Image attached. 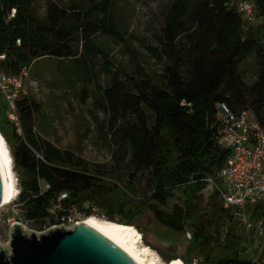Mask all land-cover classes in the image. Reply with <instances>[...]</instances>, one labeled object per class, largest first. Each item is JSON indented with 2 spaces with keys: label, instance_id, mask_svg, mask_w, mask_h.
Instances as JSON below:
<instances>
[{
  "label": "trees",
  "instance_id": "trees-1",
  "mask_svg": "<svg viewBox=\"0 0 264 264\" xmlns=\"http://www.w3.org/2000/svg\"><path fill=\"white\" fill-rule=\"evenodd\" d=\"M37 1L0 0V54H7L0 68L17 73L37 60L53 58L63 66L71 63L78 68L83 63L79 68L93 79L92 58L103 52L97 37L105 34L118 40L124 36L116 19V1L101 0L88 10L74 7L70 12L59 0H46L45 16L35 10ZM234 1L174 0L163 28L162 46L150 47L166 61L164 81L158 83L140 72L132 81L116 76L103 88L102 99L96 101L107 115L108 135L119 140L114 152L118 166L90 165L77 151L46 138L38 119L43 104L30 92L17 100L24 130L20 134L0 92V130L10 143L20 175L17 205L22 220L42 230L62 223V217L73 208L87 217L93 215L87 207L92 202L109 220L132 224L142 212L138 208L143 202L147 206L150 200L167 204L183 189L194 194L185 201L194 242L210 247L199 264H264V243L258 250L259 261L248 255L249 248L242 245L239 234L230 230L231 208L212 196L213 214H203L198 200L207 189L205 178L218 175L231 152L218 140L224 125L221 104L227 103L237 113L252 109L264 123V0H253L255 22L247 20ZM14 8L17 12L11 17ZM255 52L262 64L258 79L250 85L243 64ZM105 65L108 71L112 67L109 60ZM119 170L129 171L131 176L127 188H122V199L113 198L120 184H113L110 178ZM139 176H147L149 186L140 206L136 204ZM65 192L68 196L62 198ZM259 208L254 209V219L259 218L264 228V206L262 217ZM118 213L124 218H118ZM222 239L224 246L213 248Z\"/></svg>",
  "mask_w": 264,
  "mask_h": 264
},
{
  "label": "rangeland",
  "instance_id": "rangeland-1",
  "mask_svg": "<svg viewBox=\"0 0 264 264\" xmlns=\"http://www.w3.org/2000/svg\"><path fill=\"white\" fill-rule=\"evenodd\" d=\"M59 1L71 12L74 11V7H80L78 8L80 10H88L101 0ZM115 1L116 19L121 25L124 36L118 40L105 34H100L97 37V44L103 47V52L101 51L92 58L93 79H88L85 72L79 68L84 67L83 63L75 68L74 64L67 63V66H63L64 63L53 60V58H46L37 60L30 67L29 78L26 80V87L29 92L43 104V111L38 118L42 134L61 148L77 151L78 154L86 158L90 165L113 164L118 166V160L114 157V152L119 148V140L116 142L115 137L108 135L107 120L105 119L107 115L102 104L99 105L96 101L97 98L102 99L103 88L110 86L116 76L125 81H132L133 76H137L140 72L149 74L158 83H162L165 79L166 61L155 56L150 47L162 46L163 28L174 0ZM46 4V0L36 2L35 10L40 16L46 15ZM95 13L97 14L98 11ZM71 17L70 20H73L74 16ZM254 25L258 26L259 23L256 22ZM108 60L112 66L109 71L105 65ZM261 64L257 52L246 59L243 64V73L248 84L252 85L258 79ZM4 139L11 153L10 143L5 137ZM13 159L14 156L12 161L19 193V189L21 190L20 175L15 166V159ZM128 173L129 171L119 170V173L117 171L110 177L113 184H120L118 193L114 192L112 194L113 198H123L122 188H127L128 180L131 177ZM136 176L137 174L134 178ZM139 178H136L139 188V199L136 200V204L141 200H145L149 191V186L146 184L148 181L147 176H139ZM218 183L223 186V179H219ZM193 195L191 191L185 192L183 189H178L176 195L171 197L169 201L171 203L179 201L181 197L186 201L192 198ZM202 195L203 197L198 198V200H201L200 208L203 214H213L212 204L210 203L212 196H217L220 205L224 204V199L219 191L207 188ZM18 197L9 203L0 204V245L10 252H12L11 244L16 223L23 224L28 234L37 233L39 236L42 233H48L51 228H62L64 225L65 229H71L76 226L75 223H59L50 227L46 226L42 230L37 229L32 223L21 219L20 209L17 205ZM153 201L150 200L148 203ZM140 205L141 203L138 206ZM146 206L143 202L138 208L139 211L141 208L143 210L140 214H137L138 216L134 220L136 225H132L141 235V244L151 247L152 251L159 256L162 264L178 260L182 261L183 264H199V259L208 254L210 247L207 248L206 245H201L200 242L196 245L194 242L192 246L187 248V244L184 243L185 240L177 239L173 243L172 250L164 249V242L158 241L156 236L157 220ZM261 206H264V203L248 204L245 208L233 206L230 214L234 215V219L228 221V223L232 222L230 230L239 234L243 241L242 245L249 248L250 253L248 255L259 261H261V254L258 250L264 243V228H261L259 218L254 219L256 212H254V209L260 207L259 213L262 217ZM93 215L109 220L103 209ZM117 216L118 218H124V215L120 213ZM86 219L87 216L82 215L77 220L80 223L86 221ZM248 222H251L254 227H249ZM120 224L124 225V223ZM187 227L188 230L194 233V227L191 225L190 220ZM223 230L228 231L227 228H223ZM225 243V240L222 239L215 242L213 248L224 246Z\"/></svg>",
  "mask_w": 264,
  "mask_h": 264
},
{
  "label": "built area",
  "instance_id": "built-area-1",
  "mask_svg": "<svg viewBox=\"0 0 264 264\" xmlns=\"http://www.w3.org/2000/svg\"><path fill=\"white\" fill-rule=\"evenodd\" d=\"M238 10L247 20L255 22L256 3L253 0H236ZM1 5V4H0ZM17 9H13L11 17H14ZM22 44V40H17ZM6 53L0 54V61L5 60ZM30 68L25 66L20 72L13 73L0 68V92L4 94L9 104V115L17 125L20 134L24 133L17 108V100L20 96L28 94L26 80L29 78ZM220 114L223 118V126L218 133L219 142L230 149V155L225 166L218 175H209L205 178L207 188L219 191L224 199V206L245 208L248 204L264 203V123L252 109H245L237 113L227 104L220 106ZM223 179L224 185L218 183ZM68 194H62L66 198ZM93 212L99 208L92 202L87 204ZM82 215L78 208H73L70 214L62 217V224L75 223ZM246 221H248L245 218ZM252 226L251 222L247 224Z\"/></svg>",
  "mask_w": 264,
  "mask_h": 264
},
{
  "label": "water",
  "instance_id": "water-1",
  "mask_svg": "<svg viewBox=\"0 0 264 264\" xmlns=\"http://www.w3.org/2000/svg\"><path fill=\"white\" fill-rule=\"evenodd\" d=\"M7 192V171L0 158V204ZM156 207L158 202L153 201L147 209L157 220L156 236L164 242V249H171L177 239L185 240L187 248L192 246L195 236L187 229L185 211L178 219L167 218L165 214L157 215ZM11 246L12 252L0 245V264H143L129 248L90 222H80L71 229L64 225L51 228L41 236L28 234L23 224L16 223Z\"/></svg>",
  "mask_w": 264,
  "mask_h": 264
},
{
  "label": "bare ground",
  "instance_id": "bare-ground-1",
  "mask_svg": "<svg viewBox=\"0 0 264 264\" xmlns=\"http://www.w3.org/2000/svg\"><path fill=\"white\" fill-rule=\"evenodd\" d=\"M0 158L6 168L8 178L7 198L4 202H11L17 197L18 187L15 181V172L13 167L12 156L7 146L6 140L0 133ZM90 222L93 225L101 228L113 238L118 240L143 263V264H162L157 254L152 251V248L146 244H141V235L135 230L132 225H123L112 220L102 219L95 215L87 217L84 223ZM83 223V222H81ZM143 237V233H142ZM144 238V237H143ZM168 264H183L182 261H174Z\"/></svg>",
  "mask_w": 264,
  "mask_h": 264
},
{
  "label": "flooded vegetation",
  "instance_id": "flooded-vegetation-1",
  "mask_svg": "<svg viewBox=\"0 0 264 264\" xmlns=\"http://www.w3.org/2000/svg\"><path fill=\"white\" fill-rule=\"evenodd\" d=\"M185 204H186L185 200L181 197V199L179 201H173L172 203L170 201H168L167 204H161L158 202V207H156L154 210H155V213L157 215L165 214V215H167V218H169V217L173 218L174 216L177 217V216H179V214H182L183 211H185V214H186L185 223L187 226L188 225L187 224L188 210H187V207ZM177 219H178V217H177Z\"/></svg>",
  "mask_w": 264,
  "mask_h": 264
}]
</instances>
